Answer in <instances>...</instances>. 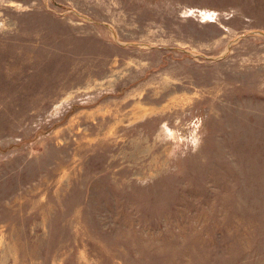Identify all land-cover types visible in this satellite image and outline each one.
<instances>
[{"label": "rangeland", "instance_id": "obj_1", "mask_svg": "<svg viewBox=\"0 0 264 264\" xmlns=\"http://www.w3.org/2000/svg\"><path fill=\"white\" fill-rule=\"evenodd\" d=\"M0 264H264V0H0Z\"/></svg>", "mask_w": 264, "mask_h": 264}]
</instances>
